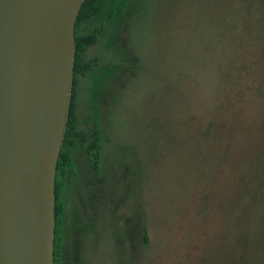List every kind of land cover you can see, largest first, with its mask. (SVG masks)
I'll use <instances>...</instances> for the list:
<instances>
[{"label": "rangeland", "instance_id": "1", "mask_svg": "<svg viewBox=\"0 0 264 264\" xmlns=\"http://www.w3.org/2000/svg\"><path fill=\"white\" fill-rule=\"evenodd\" d=\"M136 1L81 57L77 132L98 105L103 164L77 145L66 256L264 264V0Z\"/></svg>", "mask_w": 264, "mask_h": 264}, {"label": "water", "instance_id": "2", "mask_svg": "<svg viewBox=\"0 0 264 264\" xmlns=\"http://www.w3.org/2000/svg\"><path fill=\"white\" fill-rule=\"evenodd\" d=\"M85 0H0V264H54L56 170Z\"/></svg>", "mask_w": 264, "mask_h": 264}, {"label": "trees", "instance_id": "3", "mask_svg": "<svg viewBox=\"0 0 264 264\" xmlns=\"http://www.w3.org/2000/svg\"><path fill=\"white\" fill-rule=\"evenodd\" d=\"M136 2V0L84 1L75 25L76 56L73 87L78 84L76 78L77 74L92 66L91 61L86 63L82 62V54L90 45L97 41L110 24L119 25L128 14H131ZM100 82L102 85V80ZM91 98L97 99L99 103L100 91L95 95L93 94ZM93 115L94 118L96 116L95 119L98 125L97 130L78 133L79 114L76 104V91H73L67 129L56 170L54 264L62 263L67 257L66 251L69 250V245L67 244V236L69 234L68 232L66 233L68 213L67 199L64 197L63 191L67 187L70 177L75 179V177L78 176L75 161V149L77 145L83 146L95 173H99L102 168L104 135L99 118L101 112L98 105L94 107ZM142 230L143 242L147 243V228L143 226ZM72 236L74 237V235Z\"/></svg>", "mask_w": 264, "mask_h": 264}, {"label": "flooded vegetation", "instance_id": "4", "mask_svg": "<svg viewBox=\"0 0 264 264\" xmlns=\"http://www.w3.org/2000/svg\"><path fill=\"white\" fill-rule=\"evenodd\" d=\"M77 243V242H76ZM74 245V244H73ZM77 248L78 250V244H75V249ZM80 259V253L79 250L74 254V253H70V256H67V258L60 264H77L79 262ZM78 260V261H77ZM75 262V263H74Z\"/></svg>", "mask_w": 264, "mask_h": 264}]
</instances>
